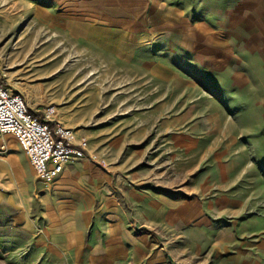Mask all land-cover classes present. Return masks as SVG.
I'll return each mask as SVG.
<instances>
[{"label": "rangeland", "instance_id": "rangeland-1", "mask_svg": "<svg viewBox=\"0 0 264 264\" xmlns=\"http://www.w3.org/2000/svg\"><path fill=\"white\" fill-rule=\"evenodd\" d=\"M229 2L173 29L146 20L120 50L79 37L51 51L24 30V1L0 0V79L34 113L52 105L55 122L101 131L91 142L113 173L17 183L18 144L0 137V264H264V0ZM130 129L143 146L107 154L101 140Z\"/></svg>", "mask_w": 264, "mask_h": 264}, {"label": "crops", "instance_id": "crops-1", "mask_svg": "<svg viewBox=\"0 0 264 264\" xmlns=\"http://www.w3.org/2000/svg\"><path fill=\"white\" fill-rule=\"evenodd\" d=\"M25 7L24 11L26 13H31V16L28 15V18L31 19V23H26L24 30L28 31L30 29L34 30L39 26L41 31L37 32L34 30L33 35H43L48 37L47 43L50 42L51 45L56 47L51 48V51H62L64 50V45L66 41H77L79 37H82L81 40H84L86 44H89L90 37H97L95 42L97 44H106L105 50H120L122 45L125 44L128 46L129 37H143L146 35V20H158L160 23L164 24L167 22L168 29H173L178 27L176 23H171V21H176L177 19L194 18L193 9L196 6L202 7L203 4L210 3H230L229 0H23ZM232 1V0H231ZM20 2V1H19ZM176 10L178 7L180 9V17L178 18L175 13H171L168 16H163L164 12L169 11L170 9ZM198 8V7H197ZM160 13V14H158ZM157 14L159 16H157ZM140 27H133V25ZM165 26V27H167ZM174 34V33H173ZM124 37V38H123ZM67 38V39H66ZM70 40H69V39ZM57 111V109H56ZM58 114V113H57ZM80 121L77 124L80 125ZM83 122V121H82ZM68 124V125H67ZM66 124V127L73 129L76 132L78 137L84 136L87 137L89 142V150L92 154L97 155L98 159H103L105 165H100L98 163L92 162L90 159L86 158L80 160L76 163L67 165L63 172L57 177V179L48 185L40 182L35 172L30 164L27 154L22 150L17 140L9 134L0 135V137L11 136L15 139L18 145H11L8 150L9 155L14 160L20 161V167H18L15 173V181L17 183H29L30 187L35 188V182L38 181L45 186L44 189L64 187V190H68L69 181H73L76 175H87L94 180H104L107 179V176L112 173L111 167L109 172L105 171L101 167L106 166L107 158L104 157V152L96 149V145L91 142V138H96L99 136L101 131H93L84 129V127L79 125H69ZM139 125L137 124V127ZM79 127V128H78ZM136 127V128H137ZM138 129H130V133L124 135L118 133V131H111L107 134L101 142H104L103 149L108 154L109 150H116L118 148H138L141 146L143 135H140L137 131ZM131 134V135H130ZM141 137V143L138 138ZM140 144V145H139ZM143 146V143H142ZM141 156V155H140ZM123 158L124 156L121 155ZM139 157V156H138ZM112 160L116 158H111ZM122 161V160H121ZM128 162V161H126ZM141 159H136L130 161V163H139ZM121 164H125V161H122ZM26 174L27 178H26ZM136 178H140V184H144L149 181V178H146L141 171L136 170L132 173ZM110 175L108 178H110ZM80 176V177H82ZM85 176V177H87ZM84 177V178H85ZM186 177V174L183 175ZM133 178V177H132ZM173 178H176L175 175ZM87 179V178H86ZM95 184V183H94ZM144 186V185H142ZM145 189V186L142 189ZM63 190V189H62ZM142 190V195L153 196V202L151 203L148 199L146 202L145 199H142V206L140 203L139 211L152 215L148 218V225L151 221L158 222V218L161 215L159 209H153L151 206H156V194L157 191L154 189ZM74 196L73 198H75ZM150 203L152 205H150ZM158 204V203H157ZM150 205V206H149ZM145 206H148V209L145 210ZM103 209V208H102ZM164 212V211H163ZM165 214V213H164ZM148 216V217H149ZM145 221V220H144Z\"/></svg>", "mask_w": 264, "mask_h": 264}, {"label": "built area", "instance_id": "built-area-1", "mask_svg": "<svg viewBox=\"0 0 264 264\" xmlns=\"http://www.w3.org/2000/svg\"><path fill=\"white\" fill-rule=\"evenodd\" d=\"M56 113L52 105L34 113L24 97L0 79V135L9 134L17 140L37 179L45 185L53 183L67 165L80 160L88 158L105 165L90 152L87 137H78L73 129L54 121Z\"/></svg>", "mask_w": 264, "mask_h": 264}]
</instances>
